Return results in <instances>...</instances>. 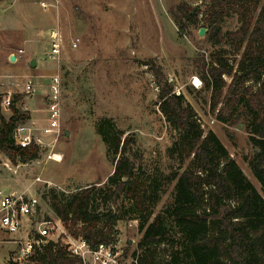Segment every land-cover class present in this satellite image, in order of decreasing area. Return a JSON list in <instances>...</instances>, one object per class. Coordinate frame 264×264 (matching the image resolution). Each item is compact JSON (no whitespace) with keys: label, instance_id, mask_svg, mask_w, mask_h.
I'll use <instances>...</instances> for the list:
<instances>
[{"label":"trees","instance_id":"16d2710c","mask_svg":"<svg viewBox=\"0 0 264 264\" xmlns=\"http://www.w3.org/2000/svg\"><path fill=\"white\" fill-rule=\"evenodd\" d=\"M232 8L240 26L224 32L222 22ZM168 13L182 37L189 24H198L200 10L181 2ZM201 22L206 40L218 47L208 62L195 59L201 91L209 93V109L219 123L242 126L252 149L244 162L259 191L217 136L204 131L183 95L157 75V109L171 139L166 173L158 165L142 169L133 138L101 120L96 133L116 157L104 187L91 185L68 195L49 188L42 197L68 234L90 247L116 243L117 221L136 220L140 237L131 255L137 264H264V0H209ZM229 56L234 63H228ZM224 75L230 77L228 84ZM248 82L256 89L244 87ZM20 98L12 96L7 120L0 116V152L12 161L37 154L36 147L12 142L16 124L30 118L16 106ZM32 257L35 264L75 260L65 258L59 240L48 241Z\"/></svg>","mask_w":264,"mask_h":264},{"label":"rangeland","instance_id":"374dc122","mask_svg":"<svg viewBox=\"0 0 264 264\" xmlns=\"http://www.w3.org/2000/svg\"><path fill=\"white\" fill-rule=\"evenodd\" d=\"M45 1L54 6L44 11L38 6V0H0V99L7 94L11 98L20 96L16 106L21 112H27L31 119L32 111L45 108L40 96L43 88L37 85L44 86L47 78L57 73L61 78L60 132L52 150L61 156L60 161L46 159L48 148L39 149L34 159L26 161L19 158L12 161L0 152L2 194L30 188L32 193L37 192L40 196L38 213L32 219L33 227L42 221L57 220L50 201L42 198L48 195L47 188L41 183H33L35 177L50 182L52 189L64 195L91 185L99 189L107 183L116 157L96 133V125L101 120L111 122L113 130L123 131L124 135L133 138L132 149L143 157L142 169L149 170L158 165L166 173L170 161L165 156V149L171 139L157 109V75L171 84L173 93L183 95L204 131L211 130L217 136L259 191L244 162L252 149L242 126L219 123L210 112L209 93L201 91L195 59L208 62L218 48L206 40V34L198 36L209 0ZM181 2L200 10L196 15L198 24H189L182 37L178 36L168 13ZM229 13L222 22L224 32L240 26L238 12L232 8ZM56 25L63 36L58 64L46 57L47 34ZM75 39L78 42L73 48ZM18 50L23 54L11 62L10 54L16 55ZM31 59L37 63L35 69L29 67ZM227 61L234 63L231 56ZM25 77H34L37 93L32 97L22 92ZM222 79L226 84L230 81L226 75ZM244 87L256 89L251 82ZM0 116L7 120L11 116L10 109L0 108ZM38 116L40 125L44 126L43 111ZM169 191L156 211L168 198ZM55 228L50 235L53 241L59 240L61 230H64L61 226ZM115 229L118 247L124 255H129L136 249L140 237L136 225L120 219ZM8 247L5 243L0 244V264H8L5 260Z\"/></svg>","mask_w":264,"mask_h":264},{"label":"built area","instance_id":"2783aa9c","mask_svg":"<svg viewBox=\"0 0 264 264\" xmlns=\"http://www.w3.org/2000/svg\"><path fill=\"white\" fill-rule=\"evenodd\" d=\"M37 4L44 11L54 6L45 0H38ZM77 42L78 39L72 42L73 48L76 47ZM47 46V59L58 64L63 50V36L59 26L56 25L49 29ZM22 54L23 51L18 50L16 55L10 54V56H13L17 61ZM33 78L25 77L22 89L23 93L31 97L37 93ZM37 78L40 79L41 77ZM194 80L199 83L198 79L195 78ZM42 88L40 96L45 104L43 109L46 120L45 125L42 126L29 119L26 120V123L25 121L17 123L12 131L11 138L13 145L20 148L33 146L37 148V151L41 148H48L49 152L46 159L57 162L60 161L61 156L55 154L52 150L56 145L60 132L61 78L59 74L49 76ZM10 100L9 94L0 99V108L9 110ZM33 183H41L47 189L52 186L50 182L39 177H35ZM39 204L40 196L37 192L32 193L30 188L9 194H2L0 191V231L6 235L17 237L15 240L16 248L8 258V264L33 263L32 256L35 251H40L41 247L48 241H53L50 238L51 230H55V226L63 227L59 219L54 222L51 220L42 221L33 227L32 219L38 213ZM130 223L137 225L136 220H130ZM64 230H61L59 241L69 256L65 258L75 259L71 264H137V257H133L131 253L124 255L122 249L118 247L117 241L114 244L99 243L94 247H90L81 237H73Z\"/></svg>","mask_w":264,"mask_h":264},{"label":"crops","instance_id":"0c3cea01","mask_svg":"<svg viewBox=\"0 0 264 264\" xmlns=\"http://www.w3.org/2000/svg\"><path fill=\"white\" fill-rule=\"evenodd\" d=\"M35 67H37V63H36V66ZM35 77H43V76H35ZM43 79H45V77H43ZM39 88H41L42 89V85H41V83L40 84H38L37 85ZM37 89V88H36ZM40 111H43V110H34V111H32V114L34 113L35 114V116H36V118H34V114H33V116H31L32 118L30 119L29 118V120H31V121H35V122H37L38 124H40V117L38 116L39 115V112ZM42 114V113H41ZM43 114H44V111H43ZM16 238L17 237H12V236H10V235H6L5 233H3L2 231H0V244L1 243H5L6 245H8L9 247L7 248V250H5V252H6V258H5V260H6V262H7V260H8V258L10 257V255H11V253L15 250V248H16V243H15V240H16Z\"/></svg>","mask_w":264,"mask_h":264},{"label":"water","instance_id":"95a60500","mask_svg":"<svg viewBox=\"0 0 264 264\" xmlns=\"http://www.w3.org/2000/svg\"><path fill=\"white\" fill-rule=\"evenodd\" d=\"M205 31H206V29L205 28H200L199 30H198V36H203L204 34H205ZM9 60L11 61V62H14V57L13 56H10L9 57ZM35 66H36V61H35V59H31L30 60V62H29V67L30 68H35ZM67 134V133H66Z\"/></svg>","mask_w":264,"mask_h":264}]
</instances>
